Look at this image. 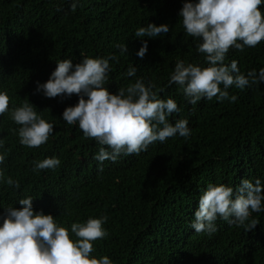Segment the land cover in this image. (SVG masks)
Returning a JSON list of instances; mask_svg holds the SVG:
<instances>
[{
	"label": "trees",
	"instance_id": "1",
	"mask_svg": "<svg viewBox=\"0 0 264 264\" xmlns=\"http://www.w3.org/2000/svg\"><path fill=\"white\" fill-rule=\"evenodd\" d=\"M185 0H0V91L10 97L9 112L0 116V138L5 140V177L20 182L16 189L0 183V214L20 208L31 196L36 211L51 214L70 230L72 223L107 216L108 235L94 242L96 258L113 264H264V211L252 213L260 223L251 231L218 219L211 235L192 228L198 201L209 183L238 187L243 179L264 183V83L243 90L234 86L233 103L201 100L192 105L177 84H169L178 60L205 63L195 38L184 30L179 11ZM264 16V5H261ZM149 23L168 24L157 38H138L134 32ZM148 51L137 56L142 41ZM127 45L121 54L118 44ZM115 54L105 85L115 93L136 79L155 84L162 99L177 101L179 113L169 117L189 120L187 139L175 136L154 142L139 155L106 160L103 170L94 159L101 147L86 138L78 125L63 121L62 113L78 103V96L46 98L36 82H46L57 62ZM237 61L246 74L264 68V40L243 52L230 49L226 63ZM133 64L135 77L126 76ZM162 89V91H161ZM25 99L55 131L48 142L30 148L19 142L10 111ZM58 157L56 169L33 171L34 163ZM74 238V234H70Z\"/></svg>",
	"mask_w": 264,
	"mask_h": 264
},
{
	"label": "clouds",
	"instance_id": "2",
	"mask_svg": "<svg viewBox=\"0 0 264 264\" xmlns=\"http://www.w3.org/2000/svg\"><path fill=\"white\" fill-rule=\"evenodd\" d=\"M79 0H72L75 11ZM261 5L264 0H185L179 11L188 36L195 38L196 51L205 56V63L178 60L170 75L169 84H177L185 100L196 105L201 100L235 102L236 95L229 89L243 90L264 83V68L242 73L237 61L226 63L230 49L243 52L264 40V16ZM170 31L168 24L157 26L149 23L134 32L138 38H157ZM121 54L127 45L118 44ZM148 51V40L142 41L137 56L143 58ZM110 61L119 63V57H84L79 63L63 59L49 79L36 82V91L46 98L78 96V103L67 107L63 121L78 125L86 138H94L101 146L94 156L103 170V162H116L121 156L139 155L154 142L164 143L168 138H189L192 129L189 120L179 119L173 124L169 117L181 108L173 98L162 99L154 91L155 84L136 79L127 87L113 93L105 85L111 72ZM138 68L130 64L126 76L135 77ZM162 91V89H161ZM10 97L0 91V116L9 112ZM11 119L20 125L19 142L30 148H38L48 142L55 131V123L44 119L29 99L10 111ZM5 140L0 138V150ZM6 153L0 151V165H4ZM61 164L58 157H48L34 163L33 171L56 169ZM16 189L20 182L5 177L0 168V183ZM34 198L20 199L21 205L7 207L0 214V264H113L108 256L96 258L94 242L108 235L103 227L108 217L92 218L86 222L72 223L70 230L62 226L51 214L36 211ZM264 211V183L257 178L253 182L243 179L235 189L225 184L207 185L194 212L192 228L196 233L209 235L217 231L216 221L246 226L253 230L260 222L251 219L252 213ZM74 234V238H70Z\"/></svg>",
	"mask_w": 264,
	"mask_h": 264
}]
</instances>
